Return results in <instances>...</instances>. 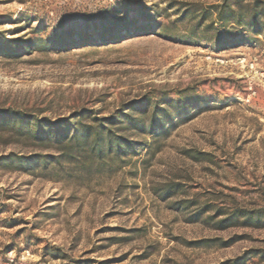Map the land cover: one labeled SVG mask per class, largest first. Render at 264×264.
<instances>
[{
	"label": "rangeland",
	"instance_id": "1",
	"mask_svg": "<svg viewBox=\"0 0 264 264\" xmlns=\"http://www.w3.org/2000/svg\"><path fill=\"white\" fill-rule=\"evenodd\" d=\"M241 256L264 264V0H0V264Z\"/></svg>",
	"mask_w": 264,
	"mask_h": 264
},
{
	"label": "trees",
	"instance_id": "2",
	"mask_svg": "<svg viewBox=\"0 0 264 264\" xmlns=\"http://www.w3.org/2000/svg\"><path fill=\"white\" fill-rule=\"evenodd\" d=\"M135 30H142L141 28H134V29H128L129 32L135 31ZM245 260H247L244 256L235 258L233 260H231L232 264H246Z\"/></svg>",
	"mask_w": 264,
	"mask_h": 264
},
{
	"label": "built area",
	"instance_id": "3",
	"mask_svg": "<svg viewBox=\"0 0 264 264\" xmlns=\"http://www.w3.org/2000/svg\"><path fill=\"white\" fill-rule=\"evenodd\" d=\"M57 264H59V263H57Z\"/></svg>",
	"mask_w": 264,
	"mask_h": 264
}]
</instances>
